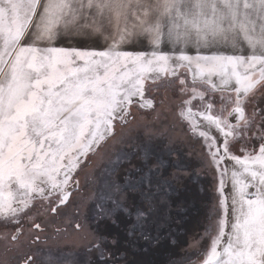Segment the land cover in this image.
<instances>
[{
  "label": "snow or ice",
  "instance_id": "1",
  "mask_svg": "<svg viewBox=\"0 0 264 264\" xmlns=\"http://www.w3.org/2000/svg\"><path fill=\"white\" fill-rule=\"evenodd\" d=\"M86 29L111 43L53 46L61 32ZM137 37L152 50H121ZM150 85L175 89L176 118L217 172L219 218L196 264H264V114L246 111L264 91V0H0V221L21 225L37 200L55 203L52 213L67 204L82 166L116 125L130 122L134 106L154 108ZM237 141L242 155L232 151ZM154 155L145 147L138 177L112 181L103 198L111 206L102 200L96 209L100 221L126 214L129 236L158 242L150 234L164 160L156 156L153 170ZM129 190L139 191L132 208L121 199ZM21 231L3 238L17 242ZM97 240L98 260L120 264L105 237ZM24 264L36 262L28 256ZM48 264L59 258L49 254Z\"/></svg>",
  "mask_w": 264,
  "mask_h": 264
},
{
  "label": "rangeland",
  "instance_id": "2",
  "mask_svg": "<svg viewBox=\"0 0 264 264\" xmlns=\"http://www.w3.org/2000/svg\"><path fill=\"white\" fill-rule=\"evenodd\" d=\"M108 43H111V41L105 42L101 36L93 35L90 30L86 29L79 34L74 30H69L66 33L61 32L53 46L103 50L108 46ZM121 50L139 52L151 51L152 49L146 38L137 37L134 38L131 43L122 45ZM161 50L168 52L170 48L164 46ZM155 87L156 86L150 85L148 91L145 93L147 98L154 101V108L140 109L138 106H134L132 109L133 118L130 122L126 125H116L113 137L109 138L101 148L97 150L98 154H90L89 159L85 162L87 167L82 166L83 170L79 171L76 179L79 180L82 187L87 185V180L94 179L99 171L102 173L105 172L107 174L105 181L107 182V187L104 185L101 189H109V185L112 181L119 183L115 175L118 174V172L120 173L121 170L128 172L130 169L132 173L139 175L137 169L141 168L143 164L142 157L145 147L148 148L150 144H159L160 146H162L161 144H169V146H171L172 155L174 156L178 153L183 159L181 167L188 170L186 183L187 185L189 183L187 192H183L182 198L180 200L178 199L177 203V193L172 197V209L180 205L182 206V204L190 208V215L185 217L182 226L180 221L177 220L179 226L177 234L182 235L186 239L183 238L181 241L183 242L182 255L177 257V260L173 261L172 264H186L189 258L190 264H196L197 260L200 258L196 253L199 250L202 254L204 248L209 243L205 233L210 227L215 225L219 218L220 208L219 195L217 192L218 176L215 168L208 161L207 153L201 140L195 139L196 137H193L189 133L186 125L176 118L175 112L178 100L175 89L169 92H165L163 88L159 91H154L153 89ZM261 93L262 91L258 92L256 96L249 98L246 104V111L250 114L253 109L260 110ZM216 100L218 103L219 97H217ZM256 105L258 106L257 108ZM148 129H151L154 134L146 135ZM213 135H216L217 138L220 139L218 133ZM138 151L139 154L137 158L135 156ZM232 151L236 155L243 154L241 151V144H237V142L232 144ZM118 157L120 158L119 163H115ZM130 160L131 163H129ZM226 163L230 164V161ZM144 170L146 171L147 169L145 168ZM173 174L175 173L172 172V175ZM125 177H123V182L119 184H124L127 179ZM177 182L180 184L182 181ZM184 184L183 182L181 183L182 189ZM230 190L231 188L228 187L226 192H230ZM134 192L139 198V191ZM134 192L132 193L134 194ZM131 198L130 196L129 201H131ZM160 198L161 208L157 206L156 199L153 213L158 225L162 227V232L160 233L163 234V223L164 218L167 217V213L164 211L165 200L162 196ZM53 201H55V197H53ZM138 203L139 199L135 200V203L129 202L131 206H136ZM54 204L55 203H43L37 200L35 205L21 218V220L35 222L39 210L51 209ZM75 209L76 206L72 203L65 210L73 212ZM181 212L185 213L184 210H181ZM176 215H178V213L174 216ZM0 223L5 222L0 221ZM156 230L159 235V229L157 228ZM84 234L83 232L75 234L74 236L76 239L83 241L82 237ZM197 241H199V244H197ZM171 242H177V240L172 237ZM193 245L196 246L193 247Z\"/></svg>",
  "mask_w": 264,
  "mask_h": 264
},
{
  "label": "flooded vegetation",
  "instance_id": "3",
  "mask_svg": "<svg viewBox=\"0 0 264 264\" xmlns=\"http://www.w3.org/2000/svg\"><path fill=\"white\" fill-rule=\"evenodd\" d=\"M161 145L163 147L159 144H150L148 147L155 153L152 160L153 170H155L156 156L164 160V166L160 169L162 188L157 189V206L161 208L160 197L162 196L165 200L164 211L167 213V217L164 218L163 234L160 233L162 232L160 225L157 227L159 235L157 230L150 234L151 237L159 236L158 242L153 239H143L139 232L135 236H129L126 214L113 216L104 221L99 220L97 203L103 200L106 206H111V202L103 199L109 189H101L104 185L107 187V182H105L107 174L99 171L94 179L87 180V185L81 187L79 182V185L70 188L72 196L67 204L57 209L56 213H52L50 209L39 210L35 222L21 220L19 226L8 222L0 223V264H24V260L28 256H31L36 264H48L49 254L58 257L59 264H65L69 257L74 258V264H102V261L98 260L99 252L95 248V244L99 242L97 236L100 234L108 242V251L115 254L114 258L119 260L120 264H170L173 253L171 246L172 213L173 211L181 212L186 207L185 204H182V206L172 209L171 200L177 193V203L178 199L182 198L183 192H187L189 183L188 185L186 183L188 170L181 167L183 159L180 154L176 153L173 156L169 144ZM138 154L139 151L135 157L138 158ZM124 171L121 170L115 175L119 183H122L123 177L127 178L129 174L134 178L138 177L130 169L128 172ZM172 172L175 174L172 175ZM177 181L185 183L184 191L181 186L182 182L179 184ZM132 192L134 191L125 192L121 198L123 204L129 208L135 207L131 206L129 202L135 203V200H138V196ZM130 196L132 197L131 201H129ZM72 203L75 204L76 209L73 212L66 211L65 209ZM55 206L54 204L53 207ZM36 223L41 225L40 229L35 228ZM76 224H80L81 227L77 229ZM17 227L22 228L17 242L3 238L4 235L10 237L16 234ZM83 232L85 233L82 237L83 241L75 238V234ZM181 236L176 239L178 247L174 252L176 256L182 255L183 242L181 241L186 238ZM113 241L114 243H112Z\"/></svg>",
  "mask_w": 264,
  "mask_h": 264
},
{
  "label": "trees",
  "instance_id": "4",
  "mask_svg": "<svg viewBox=\"0 0 264 264\" xmlns=\"http://www.w3.org/2000/svg\"><path fill=\"white\" fill-rule=\"evenodd\" d=\"M195 139H198V138H195ZM189 209L190 208L185 207L184 208L185 213H182V212H179V211H176V212L172 213V223L171 224H172V234H173L172 237H173V239L174 238L177 239V238H179V236H181V235L177 234L178 230H179V226H178L177 220H179L180 224H182L185 221V217L190 215V210ZM177 213H178V215L174 216ZM171 246H172V252L173 253H172L170 264H172V262L177 260V257H179V256H176V254H174V252H176V250L178 248L177 247V242H172ZM157 262H158V259H157Z\"/></svg>",
  "mask_w": 264,
  "mask_h": 264
},
{
  "label": "crops",
  "instance_id": "5",
  "mask_svg": "<svg viewBox=\"0 0 264 264\" xmlns=\"http://www.w3.org/2000/svg\"><path fill=\"white\" fill-rule=\"evenodd\" d=\"M242 48H243V51L244 52H247V51H249L248 49H247V47H246V45H243L242 44ZM260 104H261V107H260V110H261V114H264V91H262V93H261V98H260ZM259 104V105H260ZM258 106L256 105V108H257ZM249 115H251L249 112H247ZM257 122H259V120H260V118H261V115H257ZM233 119V122H234V120H235V118L233 117L232 118ZM212 133L213 134H215L216 132H215V130L213 129L212 130ZM236 143V142H235ZM245 144H254L255 143V141H245L244 142ZM237 144H241V142L240 141H237ZM228 166L229 167H231L232 166V162L230 161V164H228ZM229 187L231 188V186L229 185Z\"/></svg>",
  "mask_w": 264,
  "mask_h": 264
}]
</instances>
